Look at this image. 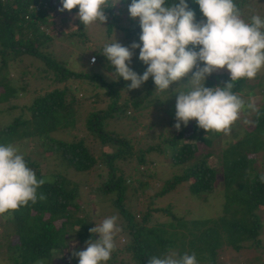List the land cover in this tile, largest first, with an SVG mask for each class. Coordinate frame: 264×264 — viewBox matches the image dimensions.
Segmentation results:
<instances>
[{"label":"trees","instance_id":"obj_1","mask_svg":"<svg viewBox=\"0 0 264 264\" xmlns=\"http://www.w3.org/2000/svg\"><path fill=\"white\" fill-rule=\"evenodd\" d=\"M176 2L178 3V0ZM186 2L189 8L194 11L195 16L202 14L194 0H186ZM121 3L122 7L124 6L123 10L126 11L131 0H121ZM237 3L242 6L247 1L237 0ZM50 7V4L46 5V0H0V38L4 37L2 40L0 39V65H5L8 59H14L17 55L30 52L36 56L33 57L37 58L43 67L50 71L49 75L53 81L61 83L60 86H54L46 93L36 94L27 106L30 114L25 118H21L20 115L14 116L13 122L9 126L0 127L2 140L8 143L29 137L37 139L47 137L49 146L40 145L42 147L41 155L44 150H50L56 159L75 172L93 171L97 176H104L102 181L96 187L89 189L88 192L92 191L94 195L98 194L104 197L122 216V221L125 223L122 227L130 235L131 242L126 247L122 246L121 249L124 253H129L132 264H146L150 257L162 256L176 245L177 240L179 242L177 252L182 254V246L186 245L188 254L193 252L197 254L198 264L203 261H206L205 264H214L216 250L221 245H229L234 250H238L240 244L249 239L258 245L256 237L261 221L256 211L264 210V183L260 179L264 174L258 172L255 166L250 167L249 161H252V158L249 157V154L264 150V106H260L261 115L258 118L255 114L252 115V120L255 121L252 128L241 139L222 149L219 156L221 187L224 191L223 215L216 218L189 220L172 217L175 218L176 226L186 231L187 239L185 241L184 234L177 239L175 228L166 230L162 227L163 224L144 228L139 224L132 223L124 204L127 186L124 184L122 175L116 174L115 161L133 158L135 164L141 165L145 160V154H150L164 145L168 148L170 164H183L189 159H193L190 164L184 167L181 174L170 178L166 185L173 187L184 181L189 193L195 196L211 192L216 181V169L208 164L211 152H198L197 147V141L203 142L204 145H208L210 141L200 137L199 130L194 127L184 133L186 126L181 124L180 130L176 129L175 133H170L168 130L166 135L156 134L159 141L154 146L150 144L143 150L139 148L134 150V143L123 135L110 130L105 132L103 126L109 119L121 122L124 118L129 117L126 116V108L132 107L133 110H137L141 108L142 100L145 99L146 103L152 101L149 96L155 88L154 82L150 79L147 81L146 88L136 91L129 89L128 85L131 82L125 81L123 78L104 79L98 74L99 71H93V68L101 60L94 52L97 63L94 65L93 62L86 63L88 71L84 73L68 69L66 66L67 56H65L66 59L58 60L46 52L43 54V52L37 51V48L40 49L41 43H47L51 39L43 31V28H46L45 25L53 22V20H47ZM260 10L263 12L264 6ZM77 12L78 8L71 10L75 16ZM105 15L107 21L103 25L107 34L111 29L118 28L125 39L139 40L141 29L138 18L128 17L126 22H122L117 18V11L112 8H106ZM76 22V27L65 36L73 37L77 43H81L86 38L89 26H84L77 16ZM15 48L20 51L16 52ZM143 66L140 63L139 68L143 69ZM99 67L105 71H114L110 64H99ZM137 74L142 75L143 70ZM191 75L192 73H189L181 81L187 83ZM77 77L95 82L102 89V91L90 92L88 95V98H91L89 103H91L92 110L88 112L84 126L97 139V143L116 145V147L107 153H102L98 158L93 157L88 147V138L84 135L70 142L48 137L52 131L67 127L66 124L72 126L76 123L73 113L84 94L77 96L73 89L65 86V82L69 78ZM244 80L236 82L234 92L241 90ZM261 83L259 82L257 85L261 87ZM0 85L2 89L8 88L12 94L11 88L6 85L3 77L0 78ZM211 85V79H206L205 86ZM120 90L126 91V94L129 95L128 98L131 97L130 102L127 98H121ZM6 95L7 92H4V99ZM8 107L12 108L13 106L9 105ZM173 120H175V116L169 120V126ZM155 125L150 123L147 127L151 128ZM24 158L27 166L33 169L37 178L40 179L43 176L41 175L43 171L39 167L41 161L25 156ZM52 181V183L46 182L37 190L38 199L35 204L30 202L29 205L13 212V219L4 221V224L8 225V232L15 234V237L10 240L9 248L14 264H33L38 260H43L45 264L52 260L51 253L64 249L67 241L71 238L75 237L80 244L85 243L88 239H98L96 234L89 232L92 226L86 223L88 214L82 209L79 210L82 202L75 200L76 185L58 173H53ZM165 191L166 189L163 187L160 188V194ZM41 193L46 199H39ZM78 211L81 212L80 215H77ZM149 213V209L144 211L140 221L146 219ZM165 213L170 214L168 209H165ZM55 222H58V225ZM169 225L173 226L172 223ZM202 252H206L205 260L201 255ZM261 264H264V261Z\"/></svg>","mask_w":264,"mask_h":264},{"label":"rangeland","instance_id":"obj_2","mask_svg":"<svg viewBox=\"0 0 264 264\" xmlns=\"http://www.w3.org/2000/svg\"><path fill=\"white\" fill-rule=\"evenodd\" d=\"M248 2V0H246ZM51 3V4H50ZM50 10L47 13V20L52 21V24L45 25L43 31L51 38L47 43H41L40 49L37 51L46 52L55 59H66L68 57L66 66L71 71H83L87 73L88 68L86 63L91 64V58L95 57V54L100 57V62L95 68L94 72L104 78L115 79L113 70H103L99 67V64H110V62L102 55L103 47L106 43L116 41L122 46H130L133 42L140 43L137 39L128 40L125 39L123 33L118 28H113L107 34L104 25L94 23L89 25V31L83 42L77 43L73 37H66L70 30L76 27V16L71 11H59L62 7L60 0L50 1ZM244 5H242L243 7ZM252 6L264 15L260 9L264 6L263 0H253ZM124 7V6H123ZM121 0L117 3L112 10L117 11V18L126 22L129 16L128 8L123 10ZM126 17V18H125ZM196 21L206 19L202 17V14H198ZM133 19V18H132ZM1 36V35H0ZM17 37V36H16ZM2 36L0 39L2 40ZM191 47V46H190ZM16 52H19L17 48ZM95 54H94V53ZM31 54V55H30ZM32 53L17 55L14 59H8L6 64L0 65V78L6 82L12 90V94L8 91V88L2 89L0 85V127L9 126L13 122V117L20 115L21 118H25L29 115L27 106L36 94L46 93L54 86H60L61 83L53 81L50 71L43 67L41 62L33 57ZM139 48L133 50V56L130 68H135L133 71L141 73L146 70V65L138 59ZM87 58V59H86ZM97 59L95 57V63ZM127 63V62H126ZM143 64V69L139 68V65ZM153 80L149 77L148 80ZM206 79H211L212 85L223 86L224 83L230 81V74L226 69H218L213 72ZM264 69H262L253 80H244L241 90L238 92L248 102L249 98H254L258 108L264 106ZM261 83V87L257 83ZM181 84L184 82L180 81ZM65 86H69L76 92L77 96L84 94V97L79 100L73 116L75 117V124L70 126L69 124L65 128H59L48 134L49 138L60 139L67 142L75 140L80 136L88 138V147L92 152L94 158H98L102 153H107L111 149H115L116 145L97 143L95 139L85 128V118L89 111L91 103L88 98L90 92L102 91L100 86L95 82L86 80L83 77L69 78L65 82ZM148 86L146 81L140 88L135 89L141 91ZM155 86V85H154ZM177 84H173L171 88L177 87ZM183 87V86H181ZM170 88V91H171ZM10 90V91H11ZM4 92H7L6 98H3ZM69 94V93H68ZM121 98H127L130 102L129 95L126 91H119ZM164 92H159L155 88L150 94V103L144 99L140 102V109L133 110L132 107L126 108V117L121 122L117 120L109 119L107 124L103 126L105 132L113 131L117 134L123 135L130 142L134 143V150L138 148L143 150L148 145H155L159 141L156 134L161 133L166 135L169 130L170 133H175L176 128L173 120L169 126V120L175 116V101L176 95ZM3 99V100H1ZM12 105V108L8 106ZM245 114H241V120H238L233 126L232 132L229 136L221 134L205 133L203 129L198 128L195 120H190L185 127L184 133L190 131L192 127L199 130L198 135L205 139H209V144L204 145L203 142L197 141L198 152L209 151L211 152V158L208 160V164L216 169V181L214 188L211 192L201 193L199 195H191L187 189V184L181 181L175 184L173 187L166 185L170 178L182 173L184 167L190 164L193 159H189L183 164H170L168 148L164 145L159 149L152 151V153L145 154V160L141 165L134 163L133 158H124L115 161L116 174H121L124 178V184L127 186L125 191V208L130 216L132 223L139 224L144 228L152 226H160L163 224V228L166 230H172L175 228L177 231V239L183 236L184 241L187 239L186 231L183 228L176 226L175 218H182L184 220L200 219V218H216L223 215V195L220 172V158L222 149L226 148L230 143H235L241 137L252 128L253 125H244L242 120ZM252 119V115L249 117ZM153 123L155 126L148 128V124ZM16 124V123H15ZM85 132V133H83ZM152 132V133H151ZM126 134V135H125ZM47 137L34 138L29 137L25 139H19L8 143L18 147L20 152L29 159H35L40 162V169L43 171L41 178H50L52 180L53 173L64 175L72 184L76 185L77 193L75 200L82 202L79 210H83L88 214L87 224H91L92 227L99 225L102 221L110 216H117V226L121 231L117 232L114 236L115 250L111 254V258L103 264H132L130 261L129 253H124L121 247H126L131 242L130 235L123 229L125 224L122 221V216L117 212L116 208L102 196L88 192L89 189L96 187L99 182L102 181L104 176H97L95 172H75L72 168L67 167L55 158L54 154L50 150H44L41 155L42 146H49L46 140ZM0 144H7L2 140V134H0ZM252 161H249L250 167L255 166L258 172L264 174V150L257 151L256 153L249 154ZM38 168V170H40ZM40 172V171H39ZM48 173V174H47ZM171 182V181H170ZM166 185V186H165ZM163 187L166 191L160 194V188ZM158 208L160 210L155 211L152 209ZM149 209L150 213L143 221H140L141 214ZM165 209H168L170 214L165 213ZM261 221L260 229L256 239L258 245H255L251 240H245L240 244L238 250H234L229 245H221L216 250L215 263L214 264H261L264 261V210L256 211ZM81 212H77L80 215ZM7 215V214H5ZM175 217V218H172ZM5 219L0 216V264H14L12 254L10 252V246L12 240L15 237L14 233L8 232V225L4 224ZM170 223L173 226L169 225ZM58 225V222H55ZM175 226V227H174ZM73 237V236H72ZM176 239V240H177ZM175 240V241H176ZM178 240L176 245L170 249L175 251L178 255H183L188 252L186 245L182 246V254L177 252L179 247ZM86 248L85 243H78L76 238H71L67 241L66 247L62 250L53 251L52 260L45 263L51 264H78V258L72 256L73 251H82ZM201 255L206 257V252H202ZM198 260V259H197ZM206 262V261H205ZM203 261L200 264H205ZM36 264V263H33Z\"/></svg>","mask_w":264,"mask_h":264},{"label":"clouds","instance_id":"obj_3","mask_svg":"<svg viewBox=\"0 0 264 264\" xmlns=\"http://www.w3.org/2000/svg\"><path fill=\"white\" fill-rule=\"evenodd\" d=\"M119 2L60 0L62 7L58 10L78 8L76 16L84 26L97 22L103 25L107 21L105 9ZM194 3L206 19L197 22L186 0L178 3L176 0H131L128 13L130 18H138L140 43L133 42L126 47L114 40L104 45L102 55L113 67L116 79L131 82L129 89L140 88L151 77L157 91L169 96L175 94L174 127L178 131L181 124L187 126L190 120H195L205 133L229 136L242 113L244 125H254L255 121L249 117L261 115L254 98L246 102L233 89L237 81L253 80L264 69V15L252 6L253 0H248L243 7L237 0H194ZM137 48L138 59L147 66L142 75L129 67L133 50ZM92 62L95 63V57ZM218 69H226L230 81L223 86L206 87V78ZM189 73L192 75L188 82L181 84V79ZM174 83L178 86L171 88ZM260 179L264 183V176ZM46 182L53 181L38 179L18 147L0 144V216L13 219V212L30 202L35 204L37 190ZM39 199L46 197L41 193ZM117 219L115 215L107 217L89 229L98 239H88L84 250L73 251L78 264H103L110 260L116 247L114 236L121 231ZM36 264L44 261L38 260ZM146 264H198V261L195 252L178 255L168 250L162 256L150 257Z\"/></svg>","mask_w":264,"mask_h":264},{"label":"built area","instance_id":"obj_4","mask_svg":"<svg viewBox=\"0 0 264 264\" xmlns=\"http://www.w3.org/2000/svg\"><path fill=\"white\" fill-rule=\"evenodd\" d=\"M50 1L52 2V0H46V5H47V3L49 4L50 3ZM51 4V3H50ZM43 5H45V3H43ZM37 8V7H36ZM93 58V57H92ZM92 58H91V62H92Z\"/></svg>","mask_w":264,"mask_h":264}]
</instances>
